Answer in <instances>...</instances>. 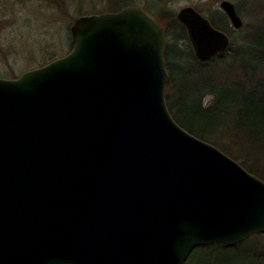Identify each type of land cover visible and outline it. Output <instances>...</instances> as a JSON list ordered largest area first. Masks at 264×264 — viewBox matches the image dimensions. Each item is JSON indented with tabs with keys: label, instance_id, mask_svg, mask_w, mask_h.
<instances>
[{
	"label": "water",
	"instance_id": "water-1",
	"mask_svg": "<svg viewBox=\"0 0 264 264\" xmlns=\"http://www.w3.org/2000/svg\"><path fill=\"white\" fill-rule=\"evenodd\" d=\"M176 17L199 62L225 56L205 16ZM70 32L67 56L0 78V264H186L264 234V181L168 109L162 21L129 6Z\"/></svg>",
	"mask_w": 264,
	"mask_h": 264
},
{
	"label": "trees",
	"instance_id": "trees-1",
	"mask_svg": "<svg viewBox=\"0 0 264 264\" xmlns=\"http://www.w3.org/2000/svg\"><path fill=\"white\" fill-rule=\"evenodd\" d=\"M85 1L75 0V3L81 8ZM156 1L166 4L165 0ZM129 6H132L130 0H107L105 13H116ZM150 8L149 5L146 7L147 10ZM91 9L90 12H80L78 17L100 14L96 5ZM156 15L166 28L167 39L170 38L169 41L173 43L187 41L183 45V53L194 59L201 69L205 68L206 72L200 70L185 77L188 97L179 99L176 105L173 104L176 80L166 61L170 75L166 102L173 119L184 130L214 145L264 181V16H254L255 22L247 31L244 25L239 30L231 27L224 13L210 16L208 20L213 27L227 34L231 44L224 57L201 63L195 57L186 28L177 20L176 14L166 9ZM238 31L246 32L240 42L232 39ZM168 50L167 47L166 56ZM249 54L252 55V65L244 61ZM208 97L212 100L207 105L205 100ZM197 252H202L205 257H200L195 264H264V234L253 235L233 248L214 245L199 247L186 264H193ZM218 252L232 255L212 260V253ZM236 253L245 254L234 256Z\"/></svg>",
	"mask_w": 264,
	"mask_h": 264
},
{
	"label": "rangeland",
	"instance_id": "rangeland-1",
	"mask_svg": "<svg viewBox=\"0 0 264 264\" xmlns=\"http://www.w3.org/2000/svg\"><path fill=\"white\" fill-rule=\"evenodd\" d=\"M130 1L132 6L145 9L149 5L151 7L149 11L155 15L166 9L177 15L181 9L192 7L210 19V16L223 15L220 3L225 0H165V5L156 0ZM226 1L234 4L239 17L244 22L245 31L255 22L254 16H264V0ZM106 2L107 0H86L80 8L75 0H0V78L17 79L27 71L41 68L54 60L67 56L72 50L70 29L74 21L80 18L78 17L80 12H90L93 10L92 6L96 5L98 13L104 14ZM245 33L238 31L232 39L240 42ZM169 39L166 61L170 64V71L176 80L174 87L176 95L173 96V104L177 105L179 99L188 97L185 77L200 70L205 72V68L201 69L194 59L183 53L182 48L187 41L173 43ZM244 61L252 65V55L249 54ZM211 100L208 97L205 104L208 105ZM237 254L242 253H236L234 256ZM227 255L232 254L212 253V260L216 258L218 260ZM200 257L203 258L205 255L197 252L193 264Z\"/></svg>",
	"mask_w": 264,
	"mask_h": 264
},
{
	"label": "flooded vegetation",
	"instance_id": "flooded-vegetation-1",
	"mask_svg": "<svg viewBox=\"0 0 264 264\" xmlns=\"http://www.w3.org/2000/svg\"><path fill=\"white\" fill-rule=\"evenodd\" d=\"M237 11V10H236ZM238 14V13H237ZM239 16V15H238Z\"/></svg>",
	"mask_w": 264,
	"mask_h": 264
}]
</instances>
